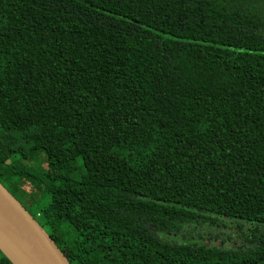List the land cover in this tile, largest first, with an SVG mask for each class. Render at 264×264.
<instances>
[{
    "label": "trees",
    "instance_id": "16d2710c",
    "mask_svg": "<svg viewBox=\"0 0 264 264\" xmlns=\"http://www.w3.org/2000/svg\"><path fill=\"white\" fill-rule=\"evenodd\" d=\"M0 176L71 264H264V0H0Z\"/></svg>",
    "mask_w": 264,
    "mask_h": 264
},
{
    "label": "water",
    "instance_id": "95a60500",
    "mask_svg": "<svg viewBox=\"0 0 264 264\" xmlns=\"http://www.w3.org/2000/svg\"><path fill=\"white\" fill-rule=\"evenodd\" d=\"M0 240L17 257L18 263L5 251L16 264H71L51 236L2 184Z\"/></svg>",
    "mask_w": 264,
    "mask_h": 264
},
{
    "label": "rangeland",
    "instance_id": "374dc122",
    "mask_svg": "<svg viewBox=\"0 0 264 264\" xmlns=\"http://www.w3.org/2000/svg\"><path fill=\"white\" fill-rule=\"evenodd\" d=\"M81 173V170H79V174L74 175L76 178H79V175ZM7 178H5L4 176H0V184H2L5 189L9 190L10 192H12L13 197L20 202L23 207L25 206L26 208H30V205L28 204V198L30 197L27 193H21V192H13L10 188V185L6 184V183H2L3 181H5ZM28 192H30L28 189H26ZM0 246L3 248L4 251H6L8 254H10L12 256V258L16 261L15 256L12 255L11 250L8 249L7 246L4 245V243L0 240ZM18 263V261H16Z\"/></svg>",
    "mask_w": 264,
    "mask_h": 264
},
{
    "label": "bare ground",
    "instance_id": "6f19581e",
    "mask_svg": "<svg viewBox=\"0 0 264 264\" xmlns=\"http://www.w3.org/2000/svg\"><path fill=\"white\" fill-rule=\"evenodd\" d=\"M15 259H16V261H18V260H17V257H15ZM18 262H19V261H18Z\"/></svg>",
    "mask_w": 264,
    "mask_h": 264
}]
</instances>
